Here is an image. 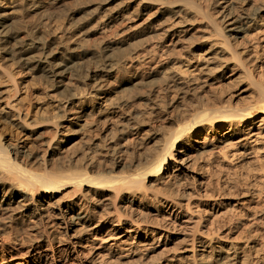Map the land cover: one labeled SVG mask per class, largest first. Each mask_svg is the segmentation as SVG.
<instances>
[{
  "label": "bare ground",
  "instance_id": "6f19581e",
  "mask_svg": "<svg viewBox=\"0 0 264 264\" xmlns=\"http://www.w3.org/2000/svg\"><path fill=\"white\" fill-rule=\"evenodd\" d=\"M113 1L91 16L93 30L124 37L93 45L78 39L68 21H26L47 11L48 0L0 5V264H91L88 257L105 256L132 261L168 249V238L182 228L190 230L186 244L157 264H239L243 258V264H260L246 260L240 244L219 242L233 234L230 223L217 230L208 225L235 214L220 194L203 197L207 180L196 162L200 154L227 162L264 152V6L236 13L229 0H216L213 12H204L212 36L196 40V32L207 29L198 21L202 0H121L117 7ZM147 11L153 13L142 23ZM14 26L29 36L17 32L11 41ZM40 28L53 32L52 39L33 38L30 32ZM238 35L245 37L238 42ZM128 41L133 50L116 54ZM83 67L77 82L68 77ZM237 69L250 102L235 103L224 92L204 102L205 91ZM37 75L40 83H31ZM157 75L168 91L185 89L201 101L175 114L161 108L152 88L133 97L117 94ZM46 127L54 136L41 132ZM83 130L99 134L87 138ZM79 138L87 149L75 153L71 144ZM257 168L264 173L263 164ZM189 180L194 188L177 200L163 196ZM148 206L164 225L146 223ZM16 218L26 235L1 226ZM258 222L254 217L252 224ZM81 235L88 236L86 244Z\"/></svg>",
  "mask_w": 264,
  "mask_h": 264
},
{
  "label": "rangeland",
  "instance_id": "374dc122",
  "mask_svg": "<svg viewBox=\"0 0 264 264\" xmlns=\"http://www.w3.org/2000/svg\"><path fill=\"white\" fill-rule=\"evenodd\" d=\"M110 0H48L49 8L47 11L38 14L36 16H29L26 19L28 22L34 20H39L40 18H45L49 24L70 22L68 28L74 29L75 36L83 40L89 45L96 44L102 41L105 38L109 39H122L124 35L118 34V31H112L109 34H104L97 32L96 30V21H91L90 18L94 13L100 12V10L106 3ZM121 0H115L111 2L112 6L117 7ZM231 4L230 8L234 12H241L243 8L250 7V4H257L264 6V0H229ZM249 3V4H248ZM216 0H202L198 3L199 9L203 12L199 17L198 21H204L203 26L207 27L205 31L196 32L195 38H210L212 35L210 31L214 28L211 25H208L207 18L204 15V12H209L214 8ZM0 5L6 7L8 5V0H0ZM71 12H77L73 18H69L68 14ZM213 12V11H210ZM153 11H147L143 17L142 23H145L148 18L151 16ZM192 19L191 17H189ZM71 19V20H69ZM20 30L18 27L14 26L8 36L11 41L15 42L17 32H20L22 36H29L26 31H17ZM252 31L249 32L251 35ZM52 33L48 32L42 28L34 29L30 32L31 36L35 39L42 41H49L52 39ZM58 33V32H56ZM118 34V35H117ZM245 35H238V42L244 39ZM132 41H128L122 46H118L115 50L116 54L124 55L133 50L134 44ZM234 66V65H232ZM84 67L77 70H69L68 77L72 81L77 82L79 80L80 73H84ZM241 71V70H240ZM242 74V73H241ZM42 78L38 77H29L31 83H40ZM143 84H138L137 86L130 85V88L127 90L120 89L117 93L119 96L127 94V97L134 96L137 92H146L152 88L153 93L158 95L161 101V108L163 110L167 109L171 113L177 112H186L190 108L194 107L201 100L199 96H195L192 93H186L187 91H168V82L161 76L157 75L150 78H145ZM214 88L207 89L206 97H204V102L208 99L216 98L215 92H224L226 96L232 97L235 103L245 104L250 102V98L246 96V93L243 92L244 89L248 87V82L246 79L240 75L237 70L230 71L225 76L220 77L215 81ZM150 92V91H149ZM189 92V91H188ZM215 95V96H214ZM133 99V98H132ZM137 105L146 107L145 102L136 101ZM3 128V125L0 126V129ZM20 131V130H18ZM41 132L46 133L45 135L54 136V130L42 128ZM99 134L97 130H83L81 131V136L90 138V135L96 137ZM20 137L22 141H25L28 146L31 145V138L28 134L20 132ZM10 138V136H9ZM86 138V140H87ZM83 139H77L72 145V151L75 153H82L87 149V144L84 143ZM253 158L228 160L223 162L222 160H212L207 154H200L197 159V165L203 166L202 174L207 180L206 184V194L203 196L205 199L207 195L220 194V199L230 203V207H233L231 214H235L231 217H221L215 219L214 224H211V221H207L208 225H212V228L215 230L220 229L224 223H230V226L233 228V234L231 236H225L223 239H220L219 242L224 243L227 248L230 247V242L240 244V252L244 255L246 260L252 262H259L264 264V173L259 172L257 167L264 165V152L258 154L250 155ZM258 156V158H256ZM193 187L194 184L192 180L184 181L183 184H178L174 187L173 191L166 192L163 196L171 200H177L179 195L187 188ZM259 195V196H258ZM252 196H255L253 198ZM208 199V198H207ZM250 210L254 211L256 215H251ZM145 213L151 215L146 218L145 221L147 224H161L164 225L163 221H156L153 218L154 211L150 209V206L144 209ZM210 215H205V218H209ZM258 218V224H252L253 218ZM241 218L244 220V223L238 225L236 220ZM4 227L5 231L8 233L18 232V234L26 235L28 230L22 228L23 224L20 219L14 220L12 223L6 222L1 224ZM190 230L188 228L178 229V234L170 236L168 239H172L169 243L168 249H160L157 252L150 254H140V256H135L134 260L130 261L127 259H120L119 257H113L111 260L109 257L104 258H91L88 257V261L91 264H157V263H166V259L175 253L174 249L181 248L186 244L185 234ZM87 237L81 235L78 240L86 244ZM60 239H66V236L61 237ZM26 246V245H25ZM27 248H23L22 253H26ZM136 258V259H135ZM244 258L239 261V264H243Z\"/></svg>",
  "mask_w": 264,
  "mask_h": 264
}]
</instances>
